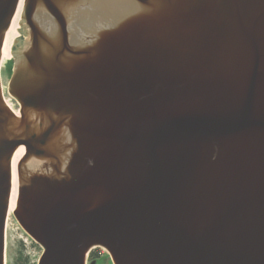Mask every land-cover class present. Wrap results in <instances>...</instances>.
<instances>
[{"label": "water", "instance_id": "water-1", "mask_svg": "<svg viewBox=\"0 0 264 264\" xmlns=\"http://www.w3.org/2000/svg\"><path fill=\"white\" fill-rule=\"evenodd\" d=\"M19 0H0V57ZM0 86V264H264V0H24ZM90 264H94L91 262Z\"/></svg>", "mask_w": 264, "mask_h": 264}, {"label": "rangeland", "instance_id": "rangeland-1", "mask_svg": "<svg viewBox=\"0 0 264 264\" xmlns=\"http://www.w3.org/2000/svg\"><path fill=\"white\" fill-rule=\"evenodd\" d=\"M11 69L12 62L9 61L6 68L2 70L5 87L3 97L12 101V103L19 108L16 101L7 91ZM95 250L101 252V254L97 256V258L101 260L105 258L104 256H108L107 252L102 248L97 247ZM41 253L42 249L22 230L12 214L5 228V264H22L24 260L29 264H37ZM87 264H89V255L87 257Z\"/></svg>", "mask_w": 264, "mask_h": 264}, {"label": "bare ground", "instance_id": "bare-ground-1", "mask_svg": "<svg viewBox=\"0 0 264 264\" xmlns=\"http://www.w3.org/2000/svg\"><path fill=\"white\" fill-rule=\"evenodd\" d=\"M23 4H24V0H19L15 15L12 19L9 29L7 30L5 34V38L3 42V47L1 51V57H0V86H1L2 94H4V90H5L2 70L6 68L7 64L12 58V44L19 35V27H20L21 16H22V11H23ZM4 102L15 115L19 116V111L17 109L18 107L15 104H13L12 101L4 97ZM23 154H24V149L20 147L14 152L12 159H11V188H10V194H9V199H8L6 223H8V220L13 214V211L15 209L16 202H17L18 187H19L18 175H17V164L22 158ZM5 228H6V225H5Z\"/></svg>", "mask_w": 264, "mask_h": 264}, {"label": "flooded vegetation", "instance_id": "flooded-vegetation-1", "mask_svg": "<svg viewBox=\"0 0 264 264\" xmlns=\"http://www.w3.org/2000/svg\"><path fill=\"white\" fill-rule=\"evenodd\" d=\"M96 249V248H95ZM93 249V252H95L98 255L101 254V252H98V250ZM105 258H103V260H101L100 258H94V259H90L89 260V264L91 262H94V264H111L109 257L106 255L104 256Z\"/></svg>", "mask_w": 264, "mask_h": 264}, {"label": "trees", "instance_id": "trees-1", "mask_svg": "<svg viewBox=\"0 0 264 264\" xmlns=\"http://www.w3.org/2000/svg\"><path fill=\"white\" fill-rule=\"evenodd\" d=\"M94 258H97V254L93 251H90L89 252V260L90 259H94ZM22 264H29L28 262H26V260H24V262H22Z\"/></svg>", "mask_w": 264, "mask_h": 264}, {"label": "built area", "instance_id": "built-area-1", "mask_svg": "<svg viewBox=\"0 0 264 264\" xmlns=\"http://www.w3.org/2000/svg\"><path fill=\"white\" fill-rule=\"evenodd\" d=\"M18 109V111H19V108H17ZM93 249H95V248H93ZM93 249H91V251H93ZM88 255H89V253H88Z\"/></svg>", "mask_w": 264, "mask_h": 264}]
</instances>
